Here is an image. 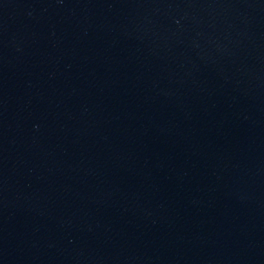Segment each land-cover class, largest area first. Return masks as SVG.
<instances>
[{
  "label": "water",
  "instance_id": "water-1",
  "mask_svg": "<svg viewBox=\"0 0 264 264\" xmlns=\"http://www.w3.org/2000/svg\"><path fill=\"white\" fill-rule=\"evenodd\" d=\"M0 264H264V0H0Z\"/></svg>",
  "mask_w": 264,
  "mask_h": 264
}]
</instances>
